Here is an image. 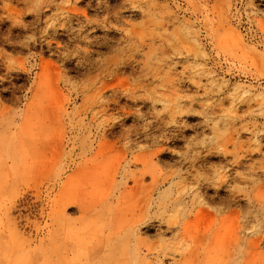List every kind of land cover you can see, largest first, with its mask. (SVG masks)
I'll list each match as a JSON object with an SVG mask.
<instances>
[{"label": "rangeland", "instance_id": "374dc122", "mask_svg": "<svg viewBox=\"0 0 264 264\" xmlns=\"http://www.w3.org/2000/svg\"><path fill=\"white\" fill-rule=\"evenodd\" d=\"M73 9L107 38L80 44L95 54L94 68L63 64L37 41ZM68 34L48 38L62 51ZM117 58L130 64L114 74L98 68ZM0 61V158L18 155L21 129L1 109L22 114L34 92L40 107L29 121L27 177H0V264H264V0H0ZM3 82L18 91L3 93ZM62 136L64 147H51ZM87 138L92 152L81 150ZM101 145L99 170L68 184ZM57 154L63 167L53 170ZM146 163L155 173L142 177ZM52 170L63 175L50 184ZM61 188L70 199L59 204ZM172 249L175 257H163Z\"/></svg>", "mask_w": 264, "mask_h": 264}, {"label": "bare ground", "instance_id": "6f19581e", "mask_svg": "<svg viewBox=\"0 0 264 264\" xmlns=\"http://www.w3.org/2000/svg\"><path fill=\"white\" fill-rule=\"evenodd\" d=\"M22 1V0H21ZM87 1V0H86ZM54 2V1H53ZM52 2V3H53ZM81 2H83V1H81ZM94 2V1H93ZM106 2V1H105ZM76 3V2H75ZM92 3V2H91ZM27 5V4H26ZM51 6H52V4H51ZM87 6L88 7H90L91 5H89V4H87ZM95 6V5H94ZM100 6H101V4H100ZM102 6H104V5H102ZM26 7H31V6H26ZM2 8V7H1ZM40 8V7H39ZM27 9H29V8H27ZM27 9H26V11H27ZM65 10V9H64ZM41 11V10H40ZM18 12V11H17ZM21 12V11H20ZM25 12V11H24ZM79 13H81L78 9H73L72 11H70V12H68V14L65 16V18L63 19V20H61V21H57V23H55L54 25H53V27H52V32H49V31H46V33H47V35H46V38H40V40H37L38 42H39V44H40V48H41V52H43L45 49H47V50H45V51H48L49 52V54L50 53H52L53 52V54L54 53H59L60 54V57H61V60L63 61V64H64V62H68V61H71L72 59H75L76 60V66H77V68H82L83 70H85L84 69V67L85 68H94L95 67V65L96 66H98V64H97V61H95L96 59H94V57H93V55L95 56V54H93V51H90L89 49H82L81 48V46H80V44H83V43H85V44H87V45H89V46H92V45H94V44H96V46L97 45H102V41L104 40H106L107 38H99L97 35H94L93 33H95V31H93L89 26H84V23H85V20L87 19H83L80 15H79ZM25 14V13H24ZM23 14V15H24ZM11 15V14H10ZM40 15V14H39ZM118 15H120V13H116V16H118ZM14 16V15H13ZM19 17V16H18ZM38 17V16H37ZM63 17V16H62ZM9 18H11L12 19V17H9ZM41 18V17H40ZM39 18V19H40ZM43 18V17H42ZM56 18V17H55ZM7 19V18H6ZM24 19V18H23ZM22 19V20H23ZM51 19H52V17H51ZM109 19V18H108ZM120 19V18H119ZM13 20V19H12ZM46 20V19H45ZM49 20V19H48ZM47 20V21H48ZM53 20V19H52ZM74 20H75V22L77 21V23H78V25H79V27H80V29H78L77 27H75L74 25H73V23H74ZM51 21V20H50ZM87 21H89L88 19H87ZM120 22V21H119ZM38 23V22H37ZM89 23H91L90 21H89ZM39 24H40V22H39ZM42 24V23H41ZM56 24H58V25H60V27H61V32L63 31V32H67V33H69L68 35V38H67V40H68V43H75L76 45H75V47H68V43H66V48H64V50H62L61 51V49H60V47L57 45V43H56V41H54L57 37H59L58 36V34L60 33V31L59 30H57L56 29V27H57V25ZM107 24V23H106ZM45 25H47L46 23H45ZM91 25V24H90ZM99 25V24H98ZM13 26V25H12ZM34 26H35V24H34ZM37 26V25H36ZM96 26V25H95ZM24 27V26H23ZM99 27V26H98ZM47 28V27H46ZM36 29V28H35ZM96 29V28H95ZM94 29V30H95ZM33 30V29H32ZM45 30V29H44ZM48 30V29H47ZM91 31H93L92 33H91ZM29 32V31H28ZM10 34V33H9ZM19 34H22V33H19ZM45 34V33H44ZM107 34V33H106ZM123 34V33H122ZM2 35V34H1ZM27 35V34H26ZM48 36H52V37H56V38H48ZM64 36V35H63ZM105 36V35H104ZM43 37H44V35H43ZM107 37V36H106ZM64 38V37H63ZM65 38V39H66ZM128 39H129V37H127ZM32 39V38H31ZM34 39V38H33ZM32 39V40H33ZM61 39V38H60ZM9 40V39H8ZM24 40V39H23ZM56 40H58V39H56ZM63 40V39H62ZM10 41V40H9ZM65 41V40H64ZM8 42V41H7ZM30 42V41H29ZM28 42V45L27 46H30V43ZM58 42V44H59V41H57ZM60 42H62V41H60ZM65 42H67V41H65ZM125 42V41H124ZM9 43H11V42H9ZM37 43V42H36ZM22 45V44H21ZM72 45V44H71ZM70 45V46H71ZM144 45H146V44H144ZM26 46V47H27ZM33 46V45H32ZM36 46V45H35ZM74 46V45H73ZM95 47V46H94ZM100 47V46H99ZM19 48V47H18ZM111 48V47H110ZM137 48V47H136ZM63 49V48H62ZM138 49V48H137ZM91 50H92V48H91ZM111 50V49H110ZM97 53V52H96ZM58 55V54H57ZM100 55V54H99ZM101 56V55H100ZM99 56V57H100ZM139 58V57H138ZM8 59H9V57H8ZM7 60V59H6ZM44 60V59H43ZM60 60V59H59ZM122 60V59H121ZM3 61H4V59H3ZM7 62H10V61H7ZM13 62V61H12ZM5 63V62H4ZM0 64H1V61H0ZM119 64H123V65H125V66H128L130 63H129V60H124L123 62H120L119 61V59L117 58V59H115V60H108V61H105V63L104 64H101V67H98V68H100L101 70H103V71H109L111 74H114V72H115V69H117L116 67H118V65ZM3 65V64H2ZM21 65V64H20ZM68 65V64H67ZM6 66V70H7V72L8 73H10L11 75H18V72H13L15 69H17L18 67H16V65L15 66H13V65H8V63H7V65H5ZM19 66V65H18ZM20 67V66H19ZM136 67V66H135ZM76 68V67H75ZM137 68V67H136ZM141 68V67H140ZM26 69H27V67H26ZM135 69V68H134ZM22 71V72H24L25 71V69L24 68H19V71ZM87 70V69H86ZM121 70V69H120ZM88 71V70H87ZM96 71V70H95ZM43 72H44V69H43ZM135 72V71H134ZM95 73V72H94ZM42 74V73H41ZM3 76V75H2ZM5 76V75H4ZM42 76H43V74H42ZM118 76V75H117ZM18 77V76H17ZM113 77V76H112ZM43 78V77H42ZM41 78V79H42ZM94 78V77H93ZM119 78V77H118ZM5 80V79H4ZM95 80V79H94ZM17 81V80H16ZM105 81V83H106V79L104 80ZM113 81V80H112ZM12 83V82H11ZM104 83V84H105ZM108 83V82H107ZM2 84V83H1ZM103 84V85H104ZM109 84V83H108ZM110 84H112V83H110ZM107 86V85H106ZM39 86H37V88H38ZM2 88H3V90H2V92L3 93H15V92H17L18 91V89H17V87L12 83V85H11V87H7L6 86V82H3V84H2ZM94 88V87H93ZM102 89H105V88H102ZM101 89V90H102ZM120 89V88H119ZM113 90V89H112ZM115 90H116V88H115ZM112 91V92H110V94L108 95V97H107V101L108 102H111V101H115L116 100V98L118 97V90L117 91ZM1 91V90H0ZM97 91H98V89H97ZM107 91V90H106ZM111 91V90H110ZM122 91V90H121ZM105 92V91H104ZM120 92V91H119ZM124 92V91H123ZM35 93V92H34ZM33 93V95H32V99H31V102L28 104V106L26 107V109L22 112V114H20V115H18V114H16V113H11L12 111H10V110H7L8 108L7 107H3L2 109H1V111H2V114H1V116L2 115H9V114H12L10 117H9V121H10V127H11V125L13 124V123H15L16 121H21V129H19V131H18V133L16 134L17 135V139H15L14 140V142L12 143V145H16V146H18V148H19V152H18V155H14L15 153H17L16 152V150L14 151L15 153H13V154H8L7 153V151H4V152H6L5 153V155H3L2 156V158L4 159L5 157V159H4V165H3V167H2V170H1V174H0V177H1V175H3V177H4V179H6V180H8V181H10V180H13V181H18L19 179H22V178H26L27 176V174H28V170H29V168H28V158L30 157V154L31 153H34V152H32L33 151V145H30V139H29V137H28V133H29V130H31V129H29L30 127H29V121L31 120V119H33V118H35V117H37V110L35 111V108H40V107H38L37 105H36V99L38 98L37 96H39V95H35ZM121 93V92H120ZM125 93V92H124ZM44 94V93H43ZM100 94H102V93H100ZM35 95V96H34ZM102 95H104V94H102ZM34 96V97H33ZM121 96V95H120ZM8 97V96H7ZM10 97H11V94H10ZM105 97V96H104ZM102 98V97H101ZM19 100V99H18ZM14 101V100H13ZM20 101V100H19ZM22 102V101H21ZM105 104V103H104ZM107 104H109V103H107ZM112 104V103H111ZM106 105V104H105ZM111 106V105H110ZM114 106V105H113ZM2 106H0V108H1ZM100 107V106H99ZM121 107V106H120ZM7 108V109H6ZM11 108V107H10ZM115 108V107H114ZM124 108V107H123ZM12 109V108H11ZM128 109V108H127ZM99 110V109H98ZM109 110H110V108H109ZM129 110V109H128ZM131 110V109H130ZM129 110V111H130ZM119 111V110H118ZM122 111V110H121ZM128 111V112H129ZM93 112H94V110H93ZM95 113V112H94ZM120 113V112H119ZM118 113V114H119ZM123 113V112H122ZM125 113H127V112H125ZM124 113V114H125ZM117 114V115H118ZM132 114H133V112H132ZM102 115H103V113H102ZM105 115H107V114H105ZM129 115V114H128ZM101 117V116H100ZM2 118V117H1ZM108 118V117H107ZM113 118H115V117H113ZM8 121V122H9ZM114 121H116L115 119H114ZM114 121L113 122H111L108 126H109V131H107L106 133H105V135L104 136H102V139L103 140H107V138L109 137V136H111L112 134H114L115 132V129H116V125L117 124H115L114 123ZM103 122H106V121H103ZM102 123V122H101ZM120 123V122H119ZM19 124V123H18ZM103 125V124H102ZM102 125H99V126H102ZM6 126V125H5ZM105 126H106V124H105ZM107 126V127H108ZM13 127H14V125H13ZM16 127V126H15ZM14 127V128H15ZM18 127V126H17ZM103 127H104V125H103ZM123 127V126H122ZM8 128V127H7ZM6 128V129H7ZM12 128V127H11ZM101 128V127H100ZM105 128V127H104ZM9 130H11V129H9ZM0 131H1V129H0ZM32 131V130H31ZM106 130H104V132H105ZM114 132V133H113ZM132 133V132H131ZM29 134H32L31 132L29 133ZM150 134H153V133H150ZM157 134V133H156ZM59 135V134H58ZM57 135V136H58ZM134 136V135H133ZM144 136V135H143ZM147 136V135H146ZM130 137V136H129ZM132 137V136H131ZM135 137V136H134ZM141 137V136H140ZM151 137V136H150ZM154 137V136H153ZM31 138V137H30ZM128 138V137H127ZM63 139H65L63 136L62 137H60V138H58V139H56V142H55V146H51V147H53V148H57L58 150H61L64 146V144H63ZM139 139V138H138ZM145 139V138H144ZM89 140V138H87L84 142H83V145H81V147H82V149L81 150H83L84 152H92V146L91 147H84V145H85V142H87ZM108 141V140H107ZM145 141V140H144ZM150 142H151V140H149ZM11 142V141H10ZM90 142V141H89ZM65 143V142H64ZM157 143H158V141H157ZM106 144H107V142H106ZM106 144H104V145H106ZM109 144V143H108ZM11 145V144H10ZM11 145V146H12ZM39 145V144H38ZM53 145H54V143H53ZM104 145H101L100 147H99V149H97L98 151L93 155V157L91 158V159H85V160H83L82 162H80L79 164H76V166H75V170L73 171V174L72 175H70L67 179H68V184L71 182V181H73L74 180V178H75V181L78 179H80V178H82V177H84L85 175H86V173L88 172V171H92V170H89V168H90V166H92V168L93 169H95L96 171H98L99 169V165L101 164V161H99V159L100 158H102V157H105L104 156V154L106 153V148H105V146ZM136 145V144H135ZM8 146H9V144H8ZM86 146V145H85ZM87 146H88V144H87ZM107 146V145H106ZM4 147H6V145H4ZM10 148H12V147H10ZM14 148H15V146H14ZM52 148V149H53ZM66 148V147H65ZM4 148L2 147V150H3ZM9 149V148H8ZM17 149V148H16ZM48 149V148H47ZM50 149V148H49ZM77 148L76 147H74L73 146V149H72V153L74 152V150H76ZM109 149V148H108ZM18 150V149H17ZM44 150V149H43ZM54 150V149H53ZM45 151V150H44ZM51 151V150H50ZM54 152V151H53ZM58 152V151H57ZM61 152V151H60ZM62 153V152H61ZM47 154H48V152H47ZM157 154V153H156ZM1 155V154H0ZM49 155V154H48ZM45 156H46V154H45ZM54 156V155H53ZM57 158H56V164L54 165V167H53V170L54 169H57L58 168V166L60 167V166H62L61 165V163H62V159H63V156H64V154L62 155V154H57ZM83 156V155H82ZM35 157V156H34ZM2 158H0V159H2ZM39 158V157H38ZM52 158V157H51ZM125 158V157H124ZM34 159V158H33ZM36 159V158H35ZM60 159V160H59ZM9 160V162H11L12 163V165L11 166H8V163H7V161ZM103 160V159H102ZM125 160V159H124ZM33 161H35V160H33ZM0 162H1V160H0ZM3 162V161H2ZM240 162V161H239ZM238 163V162H237ZM2 164V163H1ZM52 165V164H51ZM63 167V166H62ZM0 168H1V166H0ZM53 170L51 171V173L49 174V177L47 178V180H48V182L50 183V182H52V181H59V179L61 178V176L63 175V172H61V173H59V174H54V172H53ZM115 170H116V168H115ZM115 172V171H114ZM149 172H153V168L149 165V163H146V165L144 166V169H143V171H141L140 172V175L142 176V177H144V176H146V174L147 173H149ZM96 173V172H95ZM155 172H153V174H154ZM117 173H115V175H116ZM118 175V174H117ZM136 175V174H135ZM168 176V175H167ZM167 176H166V179H167ZM3 177L2 178H0V183H4V179H3ZM8 177L9 178H11V179H8ZM134 177V179H136L135 178V176H133ZM170 177H171V175H170ZM85 178H87V177H85ZM100 178V177H99ZM169 178V177H168ZM133 179V178H132ZM171 179V178H170ZM27 180V179H26ZM96 180V179H95ZM138 180H140V179H138ZM138 180H136L135 181V183H137V182H139ZM165 180V179H164ZM234 180V179H233ZM20 181V180H19ZM18 181V182H19ZM18 182H16V183H18ZM24 182V181H23ZM22 182V183H23ZM47 182V183H48ZM140 182H143V179H141L140 180ZM165 182V181H164ZM11 183V182H10ZM14 183V182H13ZM15 183V184H16ZM157 183H158V181H157ZM21 184V183H20ZM44 184H45V182H44ZM51 184V183H50ZM56 184V183H55ZM155 184V183H154ZM163 184V183H162ZM165 184V183H164ZM163 184V185H164ZM49 185V184H48ZM11 186H13V184H10V186H9V188L11 187ZM207 186V185H206ZM6 187V186H5ZM48 187V186H47ZM49 187H50V185H49ZM147 187V186H146ZM145 187V188H146ZM149 187V186H148ZM147 187V188H148ZM260 187V186H259ZM20 188V187H19ZM157 188V187H156ZM156 188H154L153 190H152V192H151V194H153V193H155V190H156ZM62 189V188H61ZM66 189H68V188H66ZM66 189H62L61 190V192L59 193V196H58V202H59V204L60 203H64V202H66V201H68L69 199H70V193L66 190ZM134 189V188H133ZM138 189V188H137ZM152 189V188H151ZM204 189V188H203ZM11 190H12V192L10 191V189H9V191L11 192V193H13L14 192V190H15V193H16V186L15 187H12L11 188ZM68 190H70V189H68ZM146 190V189H145ZM148 190H149V188H148ZM201 190V189H200ZM208 190H210V189H208ZM214 190V189H213ZM211 191V193L212 192H214V191ZM260 190V189H259ZM262 190H264V189H262ZM3 191H5L4 190V187L3 186H1L0 185V196L2 195V193H3ZM159 191V190H158ZM198 191V190H197ZM202 192H203V190H201ZM207 191V190H206ZM205 191V193H207ZM219 191V190H218ZM261 191V190H260ZM259 191V192H260ZM7 192V191H6ZM150 192V191H149ZM210 192V191H209ZM204 193V192H203ZM7 194V193H6ZM9 194V193H8ZM19 194V193H18ZM197 194V193H196ZM214 195L216 194V193H213ZM218 194V193H217ZM148 195V194H147ZM146 195V196H147ZM205 195V194H204ZM208 195V194H207ZM212 195V194H211ZM246 195V194H245ZM5 196V195H4ZM7 196V195H6ZM203 196V195H202ZM244 196V195H243ZM249 196V195H248ZM261 196H263V193H262V195ZM150 197V196H149ZM238 197V196H237ZM6 198V197H5ZM147 198H148V196H147ZM146 198V199H147ZM202 198H204V196L202 197ZM242 198V197H241ZM245 198V197H244ZM248 198H250V197H248ZM1 199V198H0ZM145 199V200H146ZM151 199V198H150ZM246 199V198H245ZM251 199V198H250ZM215 200V199H214ZM217 200V199H216ZM10 201V200H9ZM8 201V202H9ZM148 201V200H147ZM147 201H146V204L148 205V203H147ZM219 201V200H218ZM229 201V200H228ZM3 202V201H2ZM12 202V201H11ZM243 202V201H242ZM249 202V201H248ZM5 203V202H4ZM13 203H14V201H13ZM12 203V204H13ZM230 203V202H229ZM234 203H236L237 205H238V202L236 201V202H234ZM240 203V202H239ZM8 204V203H7ZM11 204V203H10ZM211 204H213L212 202H211ZM219 204V203H218ZM232 205H233V203H231ZM251 204V203H250ZM9 205V204H8ZM247 205V204H246ZM54 206V205H53ZM61 206H62V204H61ZM229 206H230V204H229ZM228 206V207H229ZM50 207H52V206H50ZM67 207V206H66ZM254 207H255V205H254ZM57 208V207H56ZM61 208H63V207H61ZM69 208H70V206H69ZM89 208V207H88ZM215 208V207H214ZM238 208V207H237ZM247 208V207H246ZM245 208V209H246ZM58 209H60L59 207H58ZM65 209V208H64ZM64 209H62V210H64ZM72 209V208H71ZM220 209H221V207H220ZM132 210V209H131ZM137 210V209H136ZM144 211V210H143ZM142 211V212H143ZM9 212V211H8ZM11 212V211H10ZM62 212V211H61ZM60 212V213H61ZM133 212V211H132ZM137 212V211H136ZM241 212H242V210H241ZM254 212V211H253ZM3 213V212H2ZM50 213H52V212H50ZM57 213H59L58 212V210H57ZM90 213V212H89ZM133 213H135V211L133 212ZM220 213V212H219ZM237 213H238V209H237ZM236 213V214H237ZM251 213V212H250ZM4 214H5V212H4ZM50 215V214H49ZM59 215V214H58ZM57 215V216H58ZM133 215H135V214H133ZM238 215V214H237ZM257 215H259V214H257ZM5 216V215H4ZM52 216V215H51ZM51 216H49V217H51ZM86 216V215H85ZM248 216V215H247ZM247 216H245V218L247 217ZM255 216V215H254ZM263 216V215H262ZM131 217V216H130ZM145 217H146V215H145ZM250 217V216H249ZM81 218V217H80ZM134 218H136V217H134ZM239 218V217H238ZM144 219V218H143ZM249 219V218H248ZM82 220V219H81ZM130 220V219H129ZM139 218H138V220H135L134 222H135V225H136V223L137 222H139ZM146 220V219H145ZM251 220V219H250ZM262 220V219H261ZM244 221V220H243ZM254 221H256V220H254ZM54 222V221H53ZM56 222V221H55ZM145 222V221H144ZM249 222V221H248ZM251 222H253V221H251ZM82 223V222H81ZM131 223H133V222H131ZM242 223H244V222H242ZM255 223V222H254ZM258 223V222H257ZM263 223V222H262ZM52 224V223H51ZM245 224H246V222H245ZM90 225V224H89ZM152 225V224H151ZM247 225V224H246ZM263 225V224H262ZM111 226V225H110ZM133 226V225H132ZM160 226V225H159ZM168 226H170L169 224H168ZM168 226H167V228H168ZM264 226V225H263ZM150 227V226H149ZM161 227V226H160ZM6 228H7V226H6ZM5 228V229H6ZM120 228V227H119ZM118 228V229H119ZM124 228V227H123ZM171 228V230H172V227H170ZM160 229V228H159ZM109 230V229H108ZM127 230V229H126ZM165 231H166V229H164ZM170 230V229H169ZM6 231V230H5ZM19 231V230H18ZM123 231H125V230H123ZM159 231V230H158ZM164 231V232H165ZM110 232V231H109ZM112 233V232H111ZM123 233V232H122ZM121 233V234H122ZM173 233V232H172ZM17 234V233H16ZM19 234V233H18ZM22 235V234H21ZM113 235V234H112ZM111 235V236H112ZM116 235V234H115ZM163 235H165V233L163 234ZM5 236V235H4ZM122 236V235H121ZM6 237H7V235H6ZM5 237V238H6ZM22 237V236H21ZM110 237V236H109ZM108 237V238H109ZM113 237V236H112ZM262 237V236H261ZM261 237H259V239H261ZM14 240H15V238H13ZM113 239V238H112ZM111 239L109 238V241H110ZM137 240V239H136ZM263 240V239H262ZM6 241V240H5ZM19 241V240H18ZM112 241V240H111ZM17 242V241H16ZM25 242V241H24ZM113 242H114V240H113ZM119 242V241H118ZM118 242H116V243H118ZM21 244H23V243H21ZM108 244V243H107ZM120 244V243H119ZM4 246V245H3ZM23 246V245H22ZM4 248V247H3ZM68 249V248H67ZM66 249V250H67ZM150 249V248H149ZM160 250V249H159ZM158 250V251H159ZM157 251V252H158ZM26 252V251H25ZM24 252V253H25ZM152 252V251H151ZM151 252H149V254L151 253ZM163 252V257H175V253H176V251H175V249H172V250H164V251H162ZM161 252V253H162ZM156 253V252H155ZM196 253V252H195ZM45 254V253H44ZM147 255V254H146ZM151 255V254H150ZM155 255H157V254H155ZM160 255V254H159ZM186 255V254H185ZM192 256H196V254L195 255H192ZM17 257V256H16ZM22 257V256H21ZM119 257V256H118ZM133 257V256H132ZM141 258V257H140ZM150 258H153V256H151ZM186 258V257H185ZM188 258V257H187ZM192 258V257H191ZM197 258V257H196ZM148 260H149V258H147ZM164 259V258H163ZM162 259V260H163ZM189 259V258H188ZM151 260V259H150ZM150 260H149V262H150ZM158 260V259H157ZM176 260V259H175ZM174 259L172 260L173 262H176ZM192 260V259H191ZM115 261V260H114ZM193 261H195V260H193ZM198 261V260H197ZM160 262H162V261H160ZM192 262V261H191ZM190 262V263H191ZM196 262V261H195ZM116 263H117V261H116ZM153 263V262H152ZM151 263V264H152ZM196 264V263H195ZM198 264V263H197Z\"/></svg>", "mask_w": 264, "mask_h": 264}]
</instances>
